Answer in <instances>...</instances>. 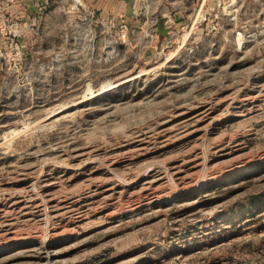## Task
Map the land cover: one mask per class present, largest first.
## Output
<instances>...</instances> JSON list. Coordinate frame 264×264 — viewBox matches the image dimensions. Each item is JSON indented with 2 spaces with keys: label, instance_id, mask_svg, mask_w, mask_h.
Returning <instances> with one entry per match:
<instances>
[{
  "label": "rangeland",
  "instance_id": "374dc122",
  "mask_svg": "<svg viewBox=\"0 0 264 264\" xmlns=\"http://www.w3.org/2000/svg\"><path fill=\"white\" fill-rule=\"evenodd\" d=\"M0 264H264V0H0Z\"/></svg>",
  "mask_w": 264,
  "mask_h": 264
},
{
  "label": "water",
  "instance_id": "95a60500",
  "mask_svg": "<svg viewBox=\"0 0 264 264\" xmlns=\"http://www.w3.org/2000/svg\"><path fill=\"white\" fill-rule=\"evenodd\" d=\"M156 27H157V30H158L161 34H163V33L165 32V29L163 28V23H162V21L157 22ZM129 81H130V80H129ZM129 81H127V82H125V83H128Z\"/></svg>",
  "mask_w": 264,
  "mask_h": 264
},
{
  "label": "bare ground",
  "instance_id": "6f19581e",
  "mask_svg": "<svg viewBox=\"0 0 264 264\" xmlns=\"http://www.w3.org/2000/svg\"><path fill=\"white\" fill-rule=\"evenodd\" d=\"M9 200V199H8ZM60 201V200H59ZM60 209V208H59ZM67 213V212H66ZM18 229V228H17Z\"/></svg>",
  "mask_w": 264,
  "mask_h": 264
}]
</instances>
